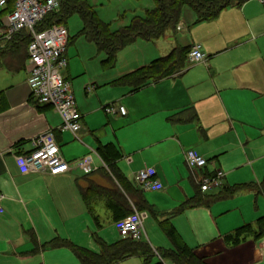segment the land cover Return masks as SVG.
<instances>
[{
	"label": "crops",
	"instance_id": "obj_1",
	"mask_svg": "<svg viewBox=\"0 0 264 264\" xmlns=\"http://www.w3.org/2000/svg\"><path fill=\"white\" fill-rule=\"evenodd\" d=\"M237 2L215 18L240 11L244 22L255 23L256 27L241 28L236 21L228 29L218 25L217 30H201L211 20L197 22L194 16L190 21L180 20L176 28L168 29L157 39H136L117 53L113 64L105 62V52L81 30L75 35L68 29L65 77L82 114L79 140L95 136L97 142L91 149L96 154H64L63 146L67 144L64 134L75 137L60 131L62 120L52 107L35 102L27 83V64L20 69L25 72L18 70L17 77L11 73L14 70L0 68V193L4 208L0 214V258L7 259V264H56L50 257L51 251L64 246L47 245L51 240L78 245L74 243L77 240L74 235L62 231L60 201L69 198L80 206L84 200L82 188L89 182L111 188L103 177L110 171L97 152L99 146L111 145L121 153L115 162L116 169L132 183L139 169L147 166L156 170L161 189L143 192L150 212L159 218L165 234L171 224L180 240L208 264H264V236L257 237L252 231L237 240L232 237L234 230L243 225L250 224L256 229L257 219L264 215V198L262 209L256 207L253 222L234 221L228 229L219 223V216L211 209L217 200L210 206L180 209L197 192L201 173L223 172L224 154H236L237 150L247 154L244 143L252 141L257 126L263 123L258 112L264 107V6L261 14L247 16L248 0L238 5ZM4 7L9 10L12 3ZM172 32L181 34L176 39ZM194 44H199L206 54L205 62L191 63L184 53L181 68L167 75L154 74L149 78L137 72L157 58L171 53L176 58ZM127 55L131 59L125 62ZM185 62L191 65L188 69H183ZM114 102L125 106V115L104 111V106ZM49 130L53 131L70 169L58 176L21 173L16 156L29 152L31 139ZM261 131L264 132V127ZM189 150L207 160L202 170L187 165L185 153ZM77 169L85 176L77 177L80 173ZM251 182H260V177ZM225 185H231L226 173L219 192ZM243 193L264 197V190L260 193L242 190L231 197ZM158 196L172 203V207L154 205V197ZM132 206L133 211L137 210ZM182 213L191 215L196 222L190 228L196 239L177 222ZM198 216L207 224L204 232L198 229ZM120 220H115V224ZM197 235L203 242L198 241ZM248 236L252 239L247 240ZM172 248L173 244L169 249Z\"/></svg>",
	"mask_w": 264,
	"mask_h": 264
},
{
	"label": "trees",
	"instance_id": "obj_2",
	"mask_svg": "<svg viewBox=\"0 0 264 264\" xmlns=\"http://www.w3.org/2000/svg\"><path fill=\"white\" fill-rule=\"evenodd\" d=\"M245 0H239L241 4ZM155 7L147 10L144 17H134L130 24L116 30H111L108 24L101 21L93 6L87 0H61V8L58 12L48 15L40 24V27H48L52 24L66 23L68 17L78 13L82 19L81 32L92 40L101 51L105 52V62L113 64L117 53L127 45L141 38L146 41L157 39L165 34L168 29L177 27L182 7L188 5L197 14V22L212 20L224 8L235 4V0H154ZM1 23V21H0ZM30 36L26 31L13 34L10 38H0V68L14 71L20 70L27 60V45ZM187 48L183 53L179 52L173 58V53L152 61L147 66L141 67L137 72L142 76L152 77L154 74L164 76L173 70L181 68L182 54H187ZM97 152L107 165L112 179L118 185L106 188L89 182L82 188L84 200L88 204L103 202L114 220L122 219L133 212V206L138 211H151L150 205L144 197L143 190L134 182L132 183L115 166L120 157V151L112 149L111 145H101ZM242 190H253L258 193L264 190V178L260 182H250L235 185H225L217 195L203 193L198 188L197 192L180 205V209L198 206H210L214 201L229 198ZM166 235L173 244L169 250H156L161 259L169 258L173 264H208L203 258L198 257L193 249L187 247L170 224L166 228ZM254 232L257 237L264 236V215L256 221V229L250 224L243 225L234 230L233 239H239L244 233ZM231 237V235L229 236ZM101 243L102 250L94 252L65 240L53 239L49 242L51 247L70 246L75 252L80 264H114L118 261L141 255L145 264L156 255L155 250L146 241H134L130 238H122L114 243ZM157 264H162L160 260Z\"/></svg>",
	"mask_w": 264,
	"mask_h": 264
},
{
	"label": "rangeland",
	"instance_id": "obj_3",
	"mask_svg": "<svg viewBox=\"0 0 264 264\" xmlns=\"http://www.w3.org/2000/svg\"><path fill=\"white\" fill-rule=\"evenodd\" d=\"M88 3L93 6L97 11V16L105 24H108L112 30L118 29L121 25H128L131 23L135 16H143L146 13V10L152 9L155 7L154 0H87ZM236 1V0H235ZM239 1V0H237ZM248 6L246 14L247 16L259 15L261 14V8L264 6L258 0H248ZM4 9V10H3ZM235 10V9H234ZM8 14V10L5 7L0 5V19H3ZM197 15L191 7L184 5L182 7L180 20L190 21ZM238 21L241 28L243 27H256L255 23L244 22V15L240 11H231L225 13L217 18H213L211 21H206L204 28H209L210 30L218 29V25H221L224 29H228L231 24ZM210 22V23H208ZM188 23V22H187ZM65 26L70 30V32L77 35L80 30H82L83 22L78 13H73L70 15L65 23ZM173 37L177 39L180 36V32H172ZM257 50L256 47H254ZM261 49V48H260ZM131 57L127 55L125 62L130 60ZM27 64V60L25 62ZM189 62H185L183 69H188ZM28 66V65H27ZM194 69L190 68L189 71ZM20 72H25L24 69ZM201 73L202 71H197ZM14 77L18 76L19 71L11 72ZM11 75V76H13ZM260 108V107H259ZM258 108V109H259ZM259 116L263 121L262 126L258 125V132L250 142H245L247 147V154H244L242 151L237 150L235 153L224 154L222 159L223 172L227 174V180L231 185L250 183L251 181H256L260 177V181L264 178V132L261 129L264 127V107L259 110ZM254 135V134H253ZM64 141L67 143L63 146L64 154H96L91 147L96 144L95 136L90 137L91 139H83L82 141L71 138L70 135L64 134ZM241 146L243 144H240ZM243 147V146H242ZM213 156V155H211ZM80 173L77 174V177H84L85 174L81 169H77ZM110 174L106 173L103 177L106 179L108 186L114 187L117 184L109 176ZM76 178L72 180L74 184ZM133 180V176H132ZM180 185V184H178ZM219 192L218 188L213 189L209 194L217 195ZM245 192V191H243ZM260 196V197H259ZM258 197L255 194L243 193L235 195L234 197L217 200L211 206L213 214L219 216V223L229 228L230 223L234 221H240L246 219L247 222H253L256 219V207L262 209V199L264 198L262 194ZM154 205H159L163 208L172 207V203L166 201L164 198L158 196L154 197ZM61 217L64 218V227L62 231L66 234H72L77 239L74 243L78 244L80 247L99 252L102 250L101 243H114L122 239V236L119 234L115 220L111 216L110 212L106 209L103 202L97 201L92 204H86L82 200L81 205H74L70 202L69 198L61 199ZM179 207V206H178ZM178 207H176L178 209ZM174 208L173 210H175ZM183 212V211H181ZM60 213V211H59ZM147 217H150L149 220L145 219L144 228L147 232V237L145 241L151 247H154L158 250H169L172 247V243L168 236L162 229V225L159 222V218L153 215L149 210L145 212ZM220 214V215H219ZM59 215V214H58ZM177 215V212L174 213L173 217ZM177 222L179 225L185 227V229L191 233V237L196 239V235L191 231V223L195 224L191 215L187 213H182ZM172 217V216H171ZM199 217V216H198ZM195 218V216H194ZM200 218V217H199ZM173 219V218H172ZM206 221V219H205ZM174 223V221H173ZM63 226V223H61ZM175 224V223H174ZM206 222L199 219L198 229H206ZM200 235H197L199 237ZM202 237H199L198 241H202ZM252 236H248L247 240H251ZM197 241V240H196ZM203 242V241H202ZM197 243V242H196ZM160 250V251H161ZM50 257L52 256V261L56 264H80L79 259L77 258L75 252L70 246H64L57 249L55 252L51 251ZM160 261V258L154 255L149 264H157ZM164 264H173L171 259L164 258ZM0 264H7V259L0 258ZM114 264H145L144 258L141 255H135L128 257L121 261H118ZM262 264V263H257Z\"/></svg>",
	"mask_w": 264,
	"mask_h": 264
},
{
	"label": "built area",
	"instance_id": "obj_4",
	"mask_svg": "<svg viewBox=\"0 0 264 264\" xmlns=\"http://www.w3.org/2000/svg\"><path fill=\"white\" fill-rule=\"evenodd\" d=\"M264 4V0H258ZM11 2L5 19L0 23V38H10L13 34L26 31L30 36L27 45V83L32 97L38 105L52 107L61 117L60 131L70 132L80 139L82 129L80 113L70 81L65 77L68 66L67 48L69 43L68 28L63 24H52L40 27L44 19L61 8V0H0L2 7ZM180 29V27H178ZM187 58L191 63L206 61V54L199 44L190 47ZM107 114H126L124 105L117 102L104 106ZM32 149L16 156V163L21 173H46L58 176L70 169L69 163L63 158L61 147L53 131H47L31 139ZM187 165L194 170H202L207 160L193 151L185 153ZM154 167H143L134 174V182L143 191H158L161 184L156 178ZM224 172L215 170L210 174H202L197 179L201 192L207 193L223 186ZM3 195L0 193V214L3 213ZM146 213L137 210L117 222V230L122 238L134 241H145L147 233L143 222ZM156 256L161 259L155 250ZM264 261V252L262 255Z\"/></svg>",
	"mask_w": 264,
	"mask_h": 264
}]
</instances>
